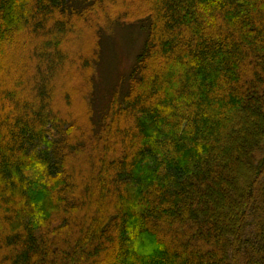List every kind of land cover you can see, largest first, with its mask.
<instances>
[{
  "label": "trees",
  "instance_id": "1",
  "mask_svg": "<svg viewBox=\"0 0 264 264\" xmlns=\"http://www.w3.org/2000/svg\"><path fill=\"white\" fill-rule=\"evenodd\" d=\"M114 3L0 0V264H264V0H125L142 50L77 117Z\"/></svg>",
  "mask_w": 264,
  "mask_h": 264
},
{
  "label": "rangeland",
  "instance_id": "2",
  "mask_svg": "<svg viewBox=\"0 0 264 264\" xmlns=\"http://www.w3.org/2000/svg\"><path fill=\"white\" fill-rule=\"evenodd\" d=\"M124 1L125 0H113L115 3L112 4L113 6H110L112 7V11L125 10L126 6L123 5ZM139 5H141V3ZM138 6L128 7L127 9L131 13H136L138 9H142V6ZM96 18H99L98 14H96ZM124 19L125 18H122L121 21L114 22L112 27L109 26V28L106 27L104 30H102L103 33H101V39L99 43V55L96 59V65L94 66L92 83L88 84L87 79L85 81H83V79H78V76H75L70 71L68 74L64 72L58 78L60 79L58 86L59 91L61 92H57L56 101L60 106L63 107L65 112L72 113L73 115L80 117V115L83 116L91 104V106H93V117H96L107 105L111 91L115 87H121V85H123V76L127 73L130 67H132L137 54L142 50L144 44L143 42L146 37L145 22L141 20L136 22L133 21L132 18ZM84 26L85 25L79 26L80 29H82L83 34L81 37L79 36L81 45L80 43L75 44L76 47L81 46L82 49H88L90 51L91 46L93 45V40L89 31L91 28L89 29L88 27ZM6 27L8 30H11L12 25L7 24ZM16 47L17 44L15 43L14 45L11 43L10 47H6L8 52H4V54H6L4 55L5 60H0V64L5 62L6 64L4 67H6L10 61L11 55H17L18 57L20 56L21 49H17ZM77 84H82L83 86L88 84V87H84V89L82 88L83 90L87 89L85 91V95L83 96L87 105H85V103L83 104L79 97L82 94L81 87L83 86L79 87ZM67 93L68 98L66 101L65 98ZM89 93L91 95L88 97ZM81 163H83L84 170L87 171L88 160L83 159ZM247 228V233L249 234L252 229L251 224H249Z\"/></svg>",
  "mask_w": 264,
  "mask_h": 264
},
{
  "label": "bare ground",
  "instance_id": "3",
  "mask_svg": "<svg viewBox=\"0 0 264 264\" xmlns=\"http://www.w3.org/2000/svg\"><path fill=\"white\" fill-rule=\"evenodd\" d=\"M120 17H122V18L126 17V10L123 9V12L121 13V16ZM107 24H108L107 23V20H105L104 22L101 23V25H103V26H106Z\"/></svg>",
  "mask_w": 264,
  "mask_h": 264
}]
</instances>
